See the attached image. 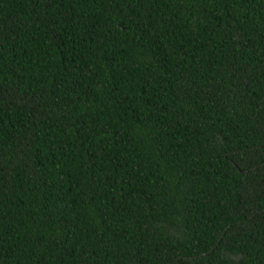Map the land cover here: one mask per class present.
I'll use <instances>...</instances> for the list:
<instances>
[{
  "label": "trees",
  "instance_id": "1",
  "mask_svg": "<svg viewBox=\"0 0 264 264\" xmlns=\"http://www.w3.org/2000/svg\"><path fill=\"white\" fill-rule=\"evenodd\" d=\"M0 264H264V0H0Z\"/></svg>",
  "mask_w": 264,
  "mask_h": 264
},
{
  "label": "water",
  "instance_id": "2",
  "mask_svg": "<svg viewBox=\"0 0 264 264\" xmlns=\"http://www.w3.org/2000/svg\"><path fill=\"white\" fill-rule=\"evenodd\" d=\"M212 248V247H211ZM211 250V249H210ZM203 252L199 253V254H202Z\"/></svg>",
  "mask_w": 264,
  "mask_h": 264
}]
</instances>
